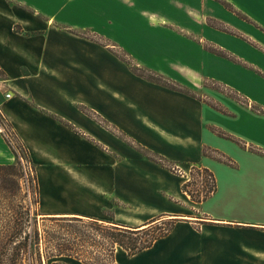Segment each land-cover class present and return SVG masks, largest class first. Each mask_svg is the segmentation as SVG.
Returning a JSON list of instances; mask_svg holds the SVG:
<instances>
[{"label": "crops", "instance_id": "0c3cea01", "mask_svg": "<svg viewBox=\"0 0 264 264\" xmlns=\"http://www.w3.org/2000/svg\"><path fill=\"white\" fill-rule=\"evenodd\" d=\"M146 1L0 0V77L13 92L6 101L0 95L1 114L34 165L40 217L106 221L123 215L138 227L158 217L178 219L168 236L135 256L122 252L117 264H264V205L238 206L243 217L183 212L189 203H204H194L182 190L190 169L211 171L210 162L218 159L204 152L217 150L235 159L217 148V138L244 148L246 162L234 160L238 169L261 173L264 158L250 154L251 139L243 142L242 135L213 123L222 116L239 117L224 105L228 113L220 110L227 98L213 95L214 106L203 96L148 81L113 54L126 48L123 17L132 9L129 4ZM225 1L234 12L217 5L220 21L242 37L225 36L260 46L249 31L255 18L236 1ZM144 26H137L135 42L146 34ZM89 34L103 37L105 45ZM134 55L136 65L156 68L141 53ZM245 108L247 133L264 143V112L259 116ZM11 148L0 123V165L14 157ZM152 155L180 171L175 174Z\"/></svg>", "mask_w": 264, "mask_h": 264}, {"label": "rangeland", "instance_id": "374dc122", "mask_svg": "<svg viewBox=\"0 0 264 264\" xmlns=\"http://www.w3.org/2000/svg\"><path fill=\"white\" fill-rule=\"evenodd\" d=\"M209 1L214 2L215 6L212 7ZM232 1L230 0V2ZM234 1L240 4L243 9L249 11L256 20L254 22L261 26H256V24L249 22L252 26V30L249 31L261 41L258 43L260 46L253 44L250 40L248 43L242 42L243 44L241 45L235 43L239 40L236 39L234 41L233 38L225 36L228 34L242 37L233 27L220 21L222 14L217 5H224L227 9L225 5L227 1L225 0H149L146 3L143 2V4L137 2L129 4L132 9L128 10L129 15L127 14V16L124 15L123 17L125 29L129 33V35L125 36L126 48L123 49L124 51L114 50L113 54L127 62L130 71L134 75L137 73L147 79L156 81L163 79V83L174 89L186 91L197 97L203 96V100L208 104L217 105L218 102L211 98L213 95L216 97L220 96L222 99L230 98L232 101L226 99L224 100L225 103L221 102L222 105H219L220 110L225 111L224 114L228 113V109L234 112L237 111L239 117L222 116V118L224 117L222 121L216 119L213 120V123L221 124L222 127H218L227 133L237 137L242 135L243 138L241 139L243 142L251 139V146L248 148L250 154L256 157V160H260L264 158V143L258 140L259 137L255 139L256 135L250 136L247 133L245 124L248 123L249 117L245 106L253 114L255 113L259 116H262L264 112V0ZM107 10L111 12L110 8ZM134 17L138 18V20L134 19ZM205 18L207 23L203 25ZM230 21V23H233L232 20ZM142 22H144L145 26ZM137 26H144V33H150L144 36L139 35V40L136 41L139 43L138 45L134 41L136 35H133L138 33L137 30L141 29ZM111 27H116V24ZM88 37L95 39L101 45L106 43L103 37L97 34H89ZM243 39L248 41V38ZM119 48L122 49L120 46ZM133 53L137 56L141 53L145 62L149 65L155 64L156 68L136 65L138 57ZM157 69L164 71L165 74L163 75ZM161 75H163L162 78H160ZM98 78L104 81V77L101 75ZM0 79L2 78L0 77ZM223 105L228 109H225ZM0 123L5 133L8 136L11 135L10 137L15 144L19 145L23 150L20 147H16L21 154L19 156L20 159L13 152L14 157L10 163L4 164L15 165L14 169L0 171L1 240L8 236V231H11L12 226L15 225L19 218L21 220V216L26 218V209L30 208L31 202L39 197L37 196L36 171L28 155H25L26 149L3 118L0 119ZM216 140L217 144L215 145L221 152L232 159L235 158L243 161V163L246 162L243 157L247 156V153L244 152L245 150L241 145L238 144L237 148L231 141L219 138ZM257 143L262 145H257ZM221 155L217 150L212 151L210 149H207L205 154V156L210 158L219 159L210 162L208 167L216 177V194L211 198L209 197V200L207 199L201 207L189 203L191 206L184 210V213L198 217L203 214V210L205 213L225 215L231 218L235 212V214L243 217L245 214L235 210L239 209L238 206L251 208L254 205H264V178L262 179V176L259 175H264V170L261 173L259 168L256 173L243 171V168L238 169L235 167V159L232 161L227 159V156H223L224 159ZM249 166L252 165L247 163L246 167ZM170 167L173 168L174 166ZM25 168L28 171V176L25 174ZM191 170H189L185 182H188L187 189L191 192L192 198L198 199L207 193V188L209 187L208 179L206 175L199 176L195 171H193L192 175ZM179 171L177 167H174L173 172H176L175 174ZM17 180L20 182L21 196L24 197V200L15 197ZM28 191L32 195L31 202L26 196ZM187 195L189 196V194ZM189 198L192 201L190 196ZM231 208H234V211L230 210ZM37 210L39 212L38 208ZM129 214L130 212H128ZM109 215L113 214L109 213ZM114 218L116 221L110 218H107L106 221H115L120 225L128 224L129 226H125L129 228L138 227L132 226L133 221L126 216L119 215L118 217L114 216ZM39 225L41 233H43V230H51L46 227L47 225H43L42 222ZM130 236L135 238L132 234ZM138 236L145 239L147 233H141ZM49 247L51 248V246ZM116 248L115 261L121 257L122 252L125 255L128 254L125 249ZM45 252L54 253L55 251L43 245L41 246L42 263L48 264L44 259ZM65 262L67 264H85V262L74 260H65ZM61 263L65 264L62 260Z\"/></svg>", "mask_w": 264, "mask_h": 264}, {"label": "trees", "instance_id": "16d2710c", "mask_svg": "<svg viewBox=\"0 0 264 264\" xmlns=\"http://www.w3.org/2000/svg\"><path fill=\"white\" fill-rule=\"evenodd\" d=\"M225 5L228 10L234 12L230 5L226 3ZM135 74L143 77L137 73ZM147 80L174 89L163 83V79L160 81ZM16 147L19 148L20 146L16 145ZM12 148L16 157L19 158L21 155L19 150L13 146ZM205 154L206 152H204ZM25 155H28L27 151ZM150 157L152 160L172 169L170 163H167L163 157L156 155ZM15 167V165H0V171L14 169ZM193 171L199 176L206 175L209 185L207 193L198 199L192 198L191 192L187 189L188 182L184 183L182 190L184 193L189 194L192 201L200 204L216 193L217 181L215 175L207 168L193 167L191 174ZM15 192L17 199L24 200V197L21 196L22 190L18 180ZM26 194L31 202V192L28 191ZM38 205L39 198L33 200L30 204L31 207L26 209V218L21 216V220L19 218L15 225L12 226L11 231H8V236L0 240V264H43V257L40 253L42 245L55 251L54 253L45 252L44 259L48 264H62L61 260L65 264H67L65 260L82 261L85 264H116V247L125 249L129 256H135L144 250L150 249L156 241L168 236L178 221V219L174 218L158 217L144 226L129 228L115 221L77 217H41L39 220ZM39 221L43 225H47L46 227L51 230H43V233H41L39 231ZM141 233H147V237L145 239L139 238L138 235ZM131 234L135 238H131Z\"/></svg>", "mask_w": 264, "mask_h": 264}, {"label": "built area", "instance_id": "2783aa9c", "mask_svg": "<svg viewBox=\"0 0 264 264\" xmlns=\"http://www.w3.org/2000/svg\"><path fill=\"white\" fill-rule=\"evenodd\" d=\"M0 95L3 96L5 101L10 100L13 97L12 89H10V86L8 85V83L6 81H4L3 79H0ZM1 107H2V102H0V117L2 118ZM10 136L7 135V139L10 142V144L14 148H16V144ZM24 170H25V174L28 176L27 169L25 168Z\"/></svg>", "mask_w": 264, "mask_h": 264}]
</instances>
